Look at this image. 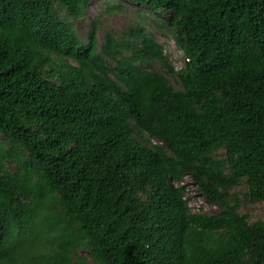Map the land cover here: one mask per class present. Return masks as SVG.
Masks as SVG:
<instances>
[{
    "label": "trees",
    "instance_id": "1",
    "mask_svg": "<svg viewBox=\"0 0 264 264\" xmlns=\"http://www.w3.org/2000/svg\"><path fill=\"white\" fill-rule=\"evenodd\" d=\"M125 1L98 46L92 0H0V264H264V0Z\"/></svg>",
    "mask_w": 264,
    "mask_h": 264
},
{
    "label": "rangeland",
    "instance_id": "2",
    "mask_svg": "<svg viewBox=\"0 0 264 264\" xmlns=\"http://www.w3.org/2000/svg\"><path fill=\"white\" fill-rule=\"evenodd\" d=\"M105 1L110 3H122L123 9L119 11H111L108 13L101 12L106 9ZM145 8L129 1L125 0H92L89 4V15L86 20H76L75 25L79 31L81 37L86 40V32L88 28V21L99 19V30L97 33L98 46H100L107 34H111L114 37H121L123 33L130 28H135L136 23L140 22L139 15H144ZM147 22L144 24L147 33L152 35L155 40L161 43L164 47L165 53L168 55L169 63L174 69H180L184 64L183 53L176 47L174 40L170 35L166 34L160 28H158L155 21L148 16H145ZM158 17V16H156ZM172 83L174 79L170 78ZM155 142V141H154ZM221 153V152H220ZM185 186V197L188 201V205L193 212H203L206 214H215L218 211V207L212 203H209L205 197L199 192L198 186L195 184L193 178L190 175L185 176L182 182L179 183ZM246 188L243 183H240L235 189V193H239L242 199H244ZM241 212L246 214L249 220H264V204H245L241 205ZM80 255L85 257L86 264H96L86 252L80 250Z\"/></svg>",
    "mask_w": 264,
    "mask_h": 264
}]
</instances>
